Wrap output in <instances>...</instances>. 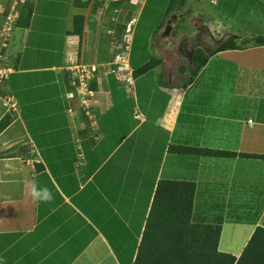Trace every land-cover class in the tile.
<instances>
[{"label":"crops","instance_id":"0c3cea01","mask_svg":"<svg viewBox=\"0 0 264 264\" xmlns=\"http://www.w3.org/2000/svg\"><path fill=\"white\" fill-rule=\"evenodd\" d=\"M36 9L34 2L28 28L12 25L18 28L13 32L18 34L15 42L20 36L30 39ZM75 10L68 13L64 29L69 45L75 41L68 40ZM67 47L57 59L25 67L18 63L19 50L13 58L9 51V63L13 60L15 65L0 66V120L8 112L13 117L0 134V264H132L160 179L194 181L195 200L203 207L214 198L220 202L225 216L220 246L233 214L252 208L259 211L257 222L264 226V159L169 151L171 144H180L264 155V89L248 86L264 78V45L218 52L196 79L178 87L161 78L159 65L141 76L132 74L134 88L140 81L148 88L144 95L134 91L129 100L126 92L118 91L122 88L117 82L123 81L114 74L104 76L103 71L90 83L96 84V89L90 88L95 97L73 85L69 61L83 63L82 50L78 58L76 48ZM218 69L225 78L230 75L222 77L223 82H229L225 85L229 93L241 98L240 111L232 108V97L223 95L221 85L201 83L204 72ZM14 79L21 80L16 95L5 90ZM30 79L35 80L34 95L27 93ZM149 87L162 97V108L148 94ZM22 92L27 96L14 98ZM194 92L197 95L191 98ZM221 95L230 98L224 105L218 104ZM153 106L159 108L155 124ZM159 138L165 143L162 154L155 151ZM130 140L134 142L129 145ZM173 159L178 161L170 166ZM221 164L231 169H215ZM33 188H47L52 199L34 198ZM142 196L147 204L140 209L136 205ZM249 225L254 232L257 225ZM224 249L220 248L241 254L231 246Z\"/></svg>","mask_w":264,"mask_h":264},{"label":"rangeland","instance_id":"374dc122","mask_svg":"<svg viewBox=\"0 0 264 264\" xmlns=\"http://www.w3.org/2000/svg\"><path fill=\"white\" fill-rule=\"evenodd\" d=\"M75 1L74 5H70L69 0H0V66L15 65L13 60L9 63L10 58L7 55L10 56V51L13 58L16 50H19L18 63L24 67L32 64V62H37L36 65H43L39 64V61L59 58L62 48L66 49L69 45L68 42L65 43L67 31L64 29L68 13H73L74 9H76L75 15H84L86 20L84 22L81 48L83 63L80 62L81 64L77 66H84L86 70L98 67L101 68L98 75L100 72L105 71L107 76L113 73L109 71L112 69L110 63L118 61L117 58L120 55L126 61L128 60L126 58L129 57L130 63H128L133 68H139L153 59L161 69V78L163 80L165 78L166 80L168 79L176 87L189 83L193 77V70L197 67V63L191 60V56L196 50L194 48H201L204 52L215 49L214 46L208 50L201 41H198L197 45L190 48L188 53V44L198 34L204 32L206 34L204 36L205 40L211 34L214 39L211 41L212 43L221 42L229 34L238 35V38L235 37L237 41L242 37L251 39L257 36H264V0H186L183 7L175 8L170 14H167V8L171 0H90L87 7H82L78 4L79 0L76 3ZM81 1L88 2V0ZM34 2H37L34 19L36 26L34 29H30L32 32L29 36L30 39L27 41L25 37L22 38L20 36V39L15 42L13 38L17 37L18 34L14 36L13 34L18 28L12 27V25L15 23V16L18 15L17 11L24 3H31L34 9ZM5 15L6 20H3ZM10 16H13L12 20H10ZM9 26H11L10 30H8ZM19 34L22 35L21 33ZM13 40L15 49H13ZM22 50L23 55L20 52ZM40 55L41 58H39ZM14 61L16 62L17 59ZM129 65L122 63L117 66L118 70L116 71L117 75H122L121 81H123V84L117 82V87L122 88L118 91L119 93L126 92L129 96L128 100L133 99L134 91L144 95L148 88V85L143 81L137 84L138 89L131 85L133 78L131 72H127L130 70ZM215 65L214 62L210 63V66L214 67ZM217 71L220 72V69ZM217 71L208 70L204 72L200 77L201 83H207L208 86L221 85L223 95L226 92L232 97V108L240 111L241 98L227 91L225 85L229 82L226 80L223 82L224 75L221 72L217 73ZM70 72L72 74V71ZM103 74L105 76V73ZM94 75L96 76V73ZM212 75H217L220 83L216 77L213 79ZM99 76L101 77L102 75ZM229 77L230 75L226 76L225 79H229ZM145 80L148 81L146 78ZM254 80L256 82L253 81L254 83L251 82L248 86L264 89V78ZM20 81L19 79H14L12 82L7 81L9 83H7L5 90L16 95L19 93L17 86ZM29 83L31 85L28 86L27 93L34 95L33 85L35 80L30 79ZM237 85L242 84L237 83ZM90 86H93V84ZM150 93L152 94V87H149L148 94ZM154 94L151 97H154V101H157V106L162 108V97L156 93ZM196 95L194 92L191 98L196 97ZM26 96L27 94L22 92V95L14 98L20 100ZM227 99L230 100V98ZM227 99H223L221 95L218 98V104L224 105ZM213 103L217 102L213 100ZM114 104L119 106L118 101H115ZM157 106H153L151 110L154 114L153 124L156 123L155 119L159 117V108ZM98 117L101 119V116ZM179 123H181V120H179ZM146 128H148V125L144 129ZM133 142V140H130L129 145ZM158 144L155 145V151L162 154L165 143L161 142V138H159ZM175 161L177 162L178 159L171 160L170 166H173ZM215 169L226 171L231 168L228 167L227 169L221 164L220 167L216 166ZM143 198L144 196L137 201L136 206L140 209H142L141 205L147 204L146 199ZM206 202L207 206L204 207L199 202H195V216L199 215L204 219L215 217L223 223L225 216L222 215L221 206L217 204L220 202H217L215 198L209 203L208 201ZM138 214L141 217L144 215L143 212H138ZM228 214L230 215L231 213L228 212ZM235 221H238V219L226 225L224 238L220 246L222 250L231 246L234 252H242L252 236L253 228L251 227L253 225L239 223V221V224H237ZM256 225H259V222ZM224 250L227 251V249Z\"/></svg>","mask_w":264,"mask_h":264},{"label":"trees","instance_id":"16d2710c","mask_svg":"<svg viewBox=\"0 0 264 264\" xmlns=\"http://www.w3.org/2000/svg\"><path fill=\"white\" fill-rule=\"evenodd\" d=\"M78 0L75 1V3ZM82 7H87L88 2L79 0ZM186 0H171L167 8V14H170L177 7H183ZM27 8V9H25ZM18 15L15 25L24 28L30 26L33 8L31 3H24L18 9ZM4 16L3 20L5 19ZM6 20V19H5ZM84 15H75L73 19V29L68 31L69 41L76 48V56L80 58L84 32ZM239 41V42H238ZM236 40L231 38L223 42L216 49L204 52L197 48L193 53L192 61L197 63L193 70L194 79L214 54L228 50L245 49L248 45H264V36H257L252 39ZM241 43V44H239ZM70 57V52H66ZM71 66L76 62L69 61ZM157 65L153 59L141 67L134 69V77L141 76L152 70ZM69 66V67H71ZM101 70V68H99ZM105 73V71H104ZM113 75V74H112ZM89 88L96 89V84ZM11 113H7L0 120V134L11 124ZM171 153L179 155H195L210 157H248L264 159L260 154H239L232 151L217 150L210 148H200L180 144H171L169 146ZM197 184L188 180L160 179L154 193L153 201L143 235L138 246L136 257L132 264H264V226L257 225L252 236L248 240L240 256L220 250V240L223 231V223L215 218L204 219L195 216ZM252 208L238 213L230 218L232 221L238 219L239 223H249L256 225L259 211H252ZM250 210V211H249ZM238 221H235L238 223Z\"/></svg>","mask_w":264,"mask_h":264},{"label":"built area","instance_id":"2783aa9c","mask_svg":"<svg viewBox=\"0 0 264 264\" xmlns=\"http://www.w3.org/2000/svg\"><path fill=\"white\" fill-rule=\"evenodd\" d=\"M18 15H16L15 17H17ZM10 20H12L13 16H10ZM10 23V22H9ZM11 29V26H9L8 30ZM118 61H124L125 59L122 55L118 56ZM70 71H72V84L75 86H82L83 88H85L87 90V93L89 95H93L94 96V92L88 88V80L91 79L92 75L90 73V71L86 70L84 66H75V68H70Z\"/></svg>","mask_w":264,"mask_h":264},{"label":"bare ground","instance_id":"6f19581e","mask_svg":"<svg viewBox=\"0 0 264 264\" xmlns=\"http://www.w3.org/2000/svg\"><path fill=\"white\" fill-rule=\"evenodd\" d=\"M17 14H18V11H17ZM216 49V48H215ZM128 59H129V57H128ZM129 60H125V62L124 61H114V62H111L110 64H111V66H112V69L111 70H109L110 72H113V73H111V74H114L115 76L118 74L116 71L118 70L117 69V66H119L120 64H122V63H125V64H127V65H129ZM116 64H119V65H116ZM77 66V65H76ZM71 67H74V66H71ZM71 67H68L69 69L71 68ZM113 67H114V69H113ZM129 68H130V70H131V67H130V65H129ZM93 70V71H92ZM88 71H90V73H91V75H92V77H91V79L90 80H92V78H94L95 77V73L97 74L100 70H99V68L98 67H93L91 70L89 69ZM131 72V75H132V71H130ZM117 73V74H116ZM105 74H106V72H105ZM118 76V80H122V75H117ZM116 76V77H117ZM90 80H88V83L90 82ZM88 86H89V84H88Z\"/></svg>","mask_w":264,"mask_h":264},{"label":"flooded vegetation","instance_id":"af4514ba","mask_svg":"<svg viewBox=\"0 0 264 264\" xmlns=\"http://www.w3.org/2000/svg\"><path fill=\"white\" fill-rule=\"evenodd\" d=\"M199 35H200V36H199ZM202 35H203V37H202ZM204 36H206V34H204V32H202L201 34H198V36H197L193 41H191V42L188 44V46H187V52L189 53V52H190V48L195 47V46L197 45V42H198V41H201V43L203 44V46H205L206 49H208V50L212 49L213 44L216 43V42H214V43L211 42L212 40H214L213 37H212L211 34H210L211 41H209V40H205ZM210 47H211V48H210ZM195 49H197V47L194 48V50H195Z\"/></svg>","mask_w":264,"mask_h":264},{"label":"clouds","instance_id":"9594fccd","mask_svg":"<svg viewBox=\"0 0 264 264\" xmlns=\"http://www.w3.org/2000/svg\"><path fill=\"white\" fill-rule=\"evenodd\" d=\"M17 17H19V15ZM17 17H16V19H17ZM128 31H129V29H128ZM68 70H69V68H68ZM6 71L8 73L9 69H6ZM32 195L34 198H38V199H41L44 201H49L52 199V194L50 193V191L47 188L40 189V190L33 188Z\"/></svg>","mask_w":264,"mask_h":264},{"label":"water","instance_id":"95a60500","mask_svg":"<svg viewBox=\"0 0 264 264\" xmlns=\"http://www.w3.org/2000/svg\"><path fill=\"white\" fill-rule=\"evenodd\" d=\"M235 38V35H227L221 42L215 43V48H217L219 45H221L223 42H225L228 39Z\"/></svg>","mask_w":264,"mask_h":264}]
</instances>
